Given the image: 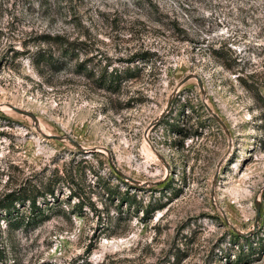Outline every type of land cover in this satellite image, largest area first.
Segmentation results:
<instances>
[{
	"label": "rangeland",
	"instance_id": "obj_1",
	"mask_svg": "<svg viewBox=\"0 0 264 264\" xmlns=\"http://www.w3.org/2000/svg\"><path fill=\"white\" fill-rule=\"evenodd\" d=\"M16 197L0 264H264V0H0Z\"/></svg>",
	"mask_w": 264,
	"mask_h": 264
},
{
	"label": "trees",
	"instance_id": "obj_2",
	"mask_svg": "<svg viewBox=\"0 0 264 264\" xmlns=\"http://www.w3.org/2000/svg\"><path fill=\"white\" fill-rule=\"evenodd\" d=\"M74 51V49H73ZM121 73L116 72L110 75V78L108 81L103 80L104 84L109 86V87H115L118 86V83L121 80ZM18 199V197L13 198V199H5L4 203L1 204V208L5 210V213L12 217V221L17 223L18 225H36L39 224L40 222L46 220L49 215H47V211L42 209L39 205L36 204V199H33L32 205H31V210L33 212V215L29 216L28 218H25L23 215H20V217H17L15 212H18L16 210V205L15 201ZM19 215V214H17Z\"/></svg>",
	"mask_w": 264,
	"mask_h": 264
},
{
	"label": "water",
	"instance_id": "obj_3",
	"mask_svg": "<svg viewBox=\"0 0 264 264\" xmlns=\"http://www.w3.org/2000/svg\"><path fill=\"white\" fill-rule=\"evenodd\" d=\"M27 112V111H26ZM30 114V113H29Z\"/></svg>",
	"mask_w": 264,
	"mask_h": 264
}]
</instances>
